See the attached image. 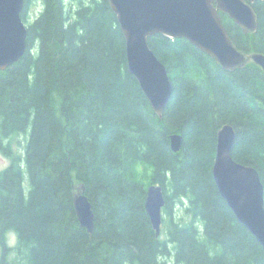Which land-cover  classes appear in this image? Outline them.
I'll use <instances>...</instances> for the list:
<instances>
[{"label":"trees","instance_id":"16d2710c","mask_svg":"<svg viewBox=\"0 0 264 264\" xmlns=\"http://www.w3.org/2000/svg\"><path fill=\"white\" fill-rule=\"evenodd\" d=\"M37 1L24 56L0 71V153L9 161L0 171V264H264L212 177L217 131L230 125L232 159L253 167L264 189L262 70L226 72L183 39L149 38L172 85L159 118L128 70L108 0ZM252 8V34L219 16L238 50L264 54V3ZM152 184L164 193L160 237L144 209ZM78 185L91 234L74 211Z\"/></svg>","mask_w":264,"mask_h":264},{"label":"water","instance_id":"95a60500","mask_svg":"<svg viewBox=\"0 0 264 264\" xmlns=\"http://www.w3.org/2000/svg\"><path fill=\"white\" fill-rule=\"evenodd\" d=\"M256 2L264 0H108L125 39L128 70L159 118L171 97L172 85L165 66L149 48L148 39H183L226 72L254 63L264 73V54L238 50L219 16L227 15L244 34L255 33L257 15L252 5ZM23 10L24 0H0V71L15 64L26 52L28 33L21 18ZM235 138L230 125L217 131L212 177L238 223L264 250L263 185L253 167L232 159ZM169 141L172 152L181 149L180 134L170 135ZM164 204L162 187L150 185L144 209L156 237L161 235ZM73 205L79 225L91 234L94 214L83 185L74 186Z\"/></svg>","mask_w":264,"mask_h":264},{"label":"rangeland","instance_id":"374dc122","mask_svg":"<svg viewBox=\"0 0 264 264\" xmlns=\"http://www.w3.org/2000/svg\"><path fill=\"white\" fill-rule=\"evenodd\" d=\"M39 7V3L37 0H34V2H32L26 13H25V20L23 21L25 23V25H27V23H31L33 21V19L35 18L36 14L35 12L37 11V8ZM19 143H17V148H15V150L19 152H23V146L25 144V137L21 136L18 138ZM9 164V161L0 153V171H2L3 169H5ZM183 216V211H180L179 209L177 211H174V219L178 220L180 217ZM14 236L10 235L9 236V245L13 246L15 244V237H14V242L12 240ZM162 239H165V236L162 237Z\"/></svg>","mask_w":264,"mask_h":264},{"label":"clouds","instance_id":"9594fccd","mask_svg":"<svg viewBox=\"0 0 264 264\" xmlns=\"http://www.w3.org/2000/svg\"><path fill=\"white\" fill-rule=\"evenodd\" d=\"M13 242H14V237L12 238Z\"/></svg>","mask_w":264,"mask_h":264}]
</instances>
